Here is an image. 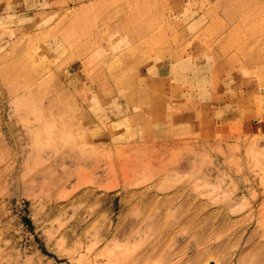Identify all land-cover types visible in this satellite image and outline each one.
<instances>
[{"label": "rangeland", "instance_id": "rangeland-1", "mask_svg": "<svg viewBox=\"0 0 264 264\" xmlns=\"http://www.w3.org/2000/svg\"><path fill=\"white\" fill-rule=\"evenodd\" d=\"M0 264H264V0H0Z\"/></svg>", "mask_w": 264, "mask_h": 264}, {"label": "bare ground", "instance_id": "bare-ground-1", "mask_svg": "<svg viewBox=\"0 0 264 264\" xmlns=\"http://www.w3.org/2000/svg\"><path fill=\"white\" fill-rule=\"evenodd\" d=\"M151 13H152V12H151ZM133 14H134V13H133ZM134 15H135V14H134ZM130 16H131V15H130ZM137 16H138V15H137ZM144 16H145V15H144ZM146 16H148V15H146ZM149 16H150V15H149ZM152 16H154V14H152ZM152 16H151L150 19H151V20H154V19H153L154 17H152ZM147 19H148V18H147ZM153 22H154V21L145 20L143 23H144V26L146 25V27H147V26L151 25ZM126 23H131V24L133 23L135 26H136V25H140V24H139V21H138V22L135 21V18H133V16L130 17V18L127 17V19H126ZM143 23H142V24H143ZM129 25H130V24H128V26H127L128 28H129ZM151 27L153 28V26H151ZM130 28H131V27H130ZM152 28H151V29H152ZM29 30H30V29H29ZM131 31H132V30H131ZM17 36H18V35H17ZM42 36L45 37V34H44V35L42 34ZM134 36H136V34H134L133 37H134ZM149 36H150V35H149ZM133 37H131V39H132ZM14 46H15V45H14ZM23 51H24L23 48H22V47H19V46L17 45V46H15L10 52L15 53V54L18 55V54H21ZM191 63H193V62H191V60L187 59V60H185V62H183L181 65H178V67H179L180 69H185V68H186V65H189V64H191ZM247 63L252 64L253 62H252V61L250 62V60H247ZM25 67H26V66H25ZM104 68H105V67H104ZM203 68H204V67H199V69H198L199 72H201V71H203V70L205 71L207 67H205L204 69H203ZM207 69H208V68H207ZM59 70H60V69H59ZM98 75H99V74H98ZM103 75H104V74H103ZM107 76H109V75H107ZM90 77H91V76H90ZM98 77L100 78L101 75H99ZM94 78H95V77H94ZM99 78H97V79H99ZM97 79H96V80H97ZM96 80H95V81H96ZM99 80H100V79H99ZM101 80H102V78H101ZM105 80H106V79H105ZM107 80H108V79H107ZM68 81H69V80H68ZM65 82H66V81H65ZM98 82H100V81H98ZM117 83L123 85L125 82H117ZM107 84L109 85V83H107ZM24 85H25V84H24ZM99 85H100V84H99ZM103 85H104V84H103ZM110 85H111V84H110ZM113 86H114V85H113ZM119 86H120V85H119ZM99 87H100V86H99ZM105 87H106V85H105ZM107 87H108V86H107ZM111 87H112V86H111ZM100 88H101V87H100ZM109 88H110V87H109ZM141 88H142V87H141ZM107 89H108V88H107ZM111 89H112V88H111ZM108 90H110V89H108ZM129 91L135 92V91H136V87H131V89H130ZM136 93H139V91H138V92L136 91ZM52 95H53V94H52ZM146 95H147V94H146ZM50 97H51V96H50ZM57 98H58V96H57ZM59 107H60V106H59Z\"/></svg>", "mask_w": 264, "mask_h": 264}]
</instances>
